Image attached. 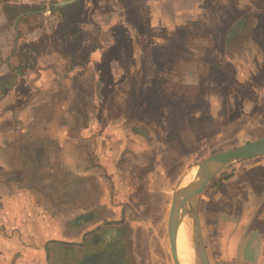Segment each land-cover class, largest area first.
I'll use <instances>...</instances> for the list:
<instances>
[{
    "label": "crops",
    "instance_id": "0c3cea01",
    "mask_svg": "<svg viewBox=\"0 0 264 264\" xmlns=\"http://www.w3.org/2000/svg\"><path fill=\"white\" fill-rule=\"evenodd\" d=\"M2 1L21 7L29 0ZM80 2L78 19H72L75 33L72 39L63 42L61 36H56L60 30L57 27L40 26L24 34L22 16L17 27L14 24L15 37L18 34L16 47L14 38L15 49L0 59L3 82L13 76L12 64L19 59L17 47L37 50V54L30 52L35 67L21 70L14 83L0 94V222L17 232L11 239L0 242L4 254L0 264H146L147 254L141 249L145 236L136 229L134 222L139 216L134 210L140 207L141 200L148 201L149 198L141 199V191L147 194L155 188L156 175L170 172L171 168L162 171L160 167L162 161L172 165L171 153L165 147L173 139L167 133L164 139H156L148 126L142 124L129 136L143 148L131 143L133 156L125 147L121 152L129 128L126 118L107 116L108 85L117 91L128 89L130 78L133 86L136 81L135 86L140 81L150 85L154 78L168 77L159 71L163 63L177 57L184 61L183 65L189 61L198 65L192 71L184 67V71L190 72L184 73L187 77L200 69L202 73L210 71L209 78H215V72H226V63L220 64L224 60L235 67L233 72L223 73L229 78L228 99L221 97L216 103L221 105L227 100L230 112L237 111L239 104L251 105L264 92V0ZM2 15L0 6V23ZM193 33L198 36L190 39ZM236 43L240 48L237 54L242 58L233 61L230 56L234 52L228 50ZM251 45L259 49L253 51ZM211 62L219 64L214 66ZM239 64L247 75H241ZM210 84L213 82L209 81L207 86ZM216 89L219 92L220 87ZM239 96L243 97L242 102ZM246 97L250 98L249 103H245ZM115 106L119 110L117 103ZM201 115L206 120L215 118L212 109L210 115L208 112ZM228 115L232 119L236 113ZM195 118L192 120L196 121ZM199 122L198 126L192 124L197 127L199 138L189 137L195 152L200 151L204 142L201 136L206 123ZM168 127L165 125L164 129L168 131ZM180 145L185 143L181 141ZM258 168L251 165L249 173ZM250 185L233 189L240 196L242 189L252 192ZM210 197L202 195L199 201L200 227L207 221L208 232L216 228L220 246H225L232 235V252L242 253L244 242L237 244L235 238H247V231L254 230V224L241 228L243 220L233 219V212L222 210V201L226 200L213 202ZM237 200L229 199L235 202L231 204L234 206L244 201ZM254 200L256 196L243 202L242 213L246 212L245 205ZM228 226L233 233L222 235L221 231ZM43 227L48 229L42 230L45 232L42 234ZM201 232L205 237L203 229ZM261 233L259 240L250 245L254 249L247 251L253 258L240 263L260 264L258 253L264 252V229ZM160 243L165 245L164 241ZM167 247L169 250L168 242L166 251ZM18 256L19 259H14Z\"/></svg>",
    "mask_w": 264,
    "mask_h": 264
},
{
    "label": "rangeland",
    "instance_id": "374dc122",
    "mask_svg": "<svg viewBox=\"0 0 264 264\" xmlns=\"http://www.w3.org/2000/svg\"><path fill=\"white\" fill-rule=\"evenodd\" d=\"M63 1L66 0L27 1L28 4L21 7L34 13L32 15L21 14L23 15L22 18L28 16L23 19L24 22L21 24L23 33H29L34 28L40 26L48 28L57 27L58 30L60 29V33L58 32L56 36H61L62 27H66L67 25L66 19H78V14L71 11L65 14V19L62 18V13H50L49 9L51 5H55L56 3ZM80 1L81 0H77L76 2L81 4ZM76 2L72 3V5H75ZM6 5L7 4L3 3V1L0 3L3 11V22L0 23V59H4L6 55L9 56L13 51L15 38L13 23L15 24L17 18L20 16L18 15V17L14 19L12 14L7 13L9 10L6 8ZM42 6L45 7L44 10H41ZM37 10H40V12H38L39 15L35 14ZM70 32L73 33L74 30L70 29ZM196 36L198 35L193 33L189 35V38L191 37L190 39H193ZM235 45L236 46L232 45V48L228 50V53L230 51L234 52V54L230 56L233 61L242 58L239 55L240 53L237 54L240 49L238 47V43ZM251 48L253 51H257L259 49L257 45H251ZM24 49L26 48L17 47V51H19V53ZM225 53H227V51ZM256 57L259 58L260 56ZM170 60L171 61L169 62L163 63V68L159 71L164 74L166 73L168 77L159 78L157 76L158 78H154L150 85L149 83L144 84L140 81V85L137 86H135L137 81L133 86V80L130 78L131 84L128 85V89H118L117 91L113 90L114 88L108 85L110 88L108 93L105 95V107L108 109L107 116L109 118H116L118 116L126 118V127L129 128V130L126 131V138H124L122 142V145L124 146H122L121 152L124 151L123 147H125V150H128V152H130L129 154L133 156L134 154L131 152L134 151V146L143 148L142 144L136 141L134 142L133 139L130 140L131 136H129L133 133L136 127L141 128L142 124L148 126L156 139H164L165 133L172 135L171 139H173L171 142L169 141V146L166 145L165 147V151L167 153H171L172 165H168L166 161H162V166L160 167L162 171L171 168L170 172L159 173V175H156L157 173L155 174V188L147 194L145 193L146 191H141V199L149 198L148 201L142 202L141 200L140 207L134 210V214L139 216V219L135 217L138 219L134 222V224L138 227L136 229L138 233L145 236L142 240L143 242L141 241V249L147 254L145 258L147 260L146 264H173L170 252H168V247L167 251L165 250V245H167L168 242L167 232L165 230V219L168 215L172 192L177 184L185 182L188 179V171H190L194 165L215 152L229 150L264 136V92L259 93L257 99L252 102L251 105L246 104V107H242V105L239 104V106H237V111L234 109L233 111L231 110V112L236 113V116L232 119L229 118L230 116L228 115L231 113L229 106L231 104L227 103V100L223 101L221 105L216 104L218 101H221L223 97L228 99V96L230 95V91L227 90L229 78L225 77L226 74L223 73H227V70L232 71V68L235 67L231 66L228 60H224L220 63H226V67H224L226 68V72L224 70L222 73L215 72V78H209L212 73H210V71L202 73L199 67V70L191 72L192 77H187L190 72L187 73V70L184 71V67H190V71L196 70L197 68L195 66H198L197 64L195 65L196 62L189 61L183 65L182 62L184 61H180L177 57ZM20 61V59H17L12 65L17 66ZM211 64L213 63L211 62ZM218 64L219 63L214 62L213 65L217 66ZM247 64L248 62L245 63V65ZM207 66H209V63ZM238 66L239 69H242L241 75L244 76L246 74L245 68H242L240 64ZM184 73H187L188 75H184ZM196 73L199 75L198 77L196 76ZM245 78L243 80H245ZM256 78L257 76L253 78V81H255ZM12 79H15L14 73L12 78L4 80L3 82L0 81V88L2 87L0 94L2 92L4 93L8 89L9 85L14 83ZM209 81L213 82V84H210L211 86H207ZM5 83L7 85L4 86L3 84ZM203 83L207 87L206 90L204 89V85L202 86ZM216 87H220L219 92L215 91ZM248 96L250 95L248 94L247 97ZM118 97L121 99L119 102L117 101ZM247 97L245 98V103H249L248 100L250 98ZM238 99L240 102L244 100L242 96H239ZM114 102L117 103V107L119 108L117 111L115 106L116 103ZM213 104H215L214 107L212 106ZM211 109L212 113L215 114L214 117L218 119L213 118V121H211V119L206 120L205 117L201 115L202 112H208L210 115ZM196 116L198 117V120L195 118ZM194 118L196 121L192 120ZM203 120L204 123H206L204 127H202L205 129L206 140L203 142L200 151L195 152L190 145L189 137L198 139L200 134L197 133V127H193L192 124L199 125V121ZM213 122L215 123L214 126L212 125ZM165 125L170 126L168 127V131L164 129ZM181 138L183 139L181 140ZM181 141H183L185 145L181 146ZM131 143L134 146L131 145ZM169 147H171V149ZM185 154H188L189 156L185 157ZM263 161L264 160H250L242 162L238 166L233 164L219 172L206 186L203 195H210L213 202L220 201L221 203V200H226L222 201V204L224 205L222 210L226 213L227 211L230 213L233 212L231 215L233 219L243 220L242 224L238 223L241 224V228H245V225L247 224H254V230L252 228L248 229L246 234L247 238L244 237L240 240L236 236L235 242L238 244L241 241V243L244 242L245 245V247H242V253L236 254L232 252L234 247L232 245L233 241L231 240L232 235L230 236V233H233L231 226H228L229 228L227 227L225 230L223 229V232L221 231L222 235H228L230 236V239L225 246H220L217 242L218 236L216 228L212 231V233L208 232L209 228L205 223L207 221L203 222L201 229H203L205 237H202L210 264H245L240 263V261L245 262L249 260V258H253L250 254H247V251L254 249V247H251L250 245L255 244L259 240L260 236H262L261 232L264 229V168L261 169V167H264ZM251 165L259 167L255 173H249ZM226 176L229 177L227 180H225ZM218 183L220 184L219 186H217ZM246 183L251 184L250 188L252 192H245L244 189H242V193L240 192L241 195L239 196L237 193L238 190H234L233 188L236 189L241 185L243 187ZM215 185L217 187H215ZM93 194L96 195V191H94ZM252 196H256V200L253 202L250 201L246 204L244 207L246 212L242 213L241 205L244 201L247 202ZM231 197L238 199L237 201L240 199L241 201L242 199L244 201H242V203L240 202L241 205L238 203L234 206L231 204H234L235 202L229 201ZM93 202L96 203L97 200L94 199ZM251 212L254 215H251ZM255 217L257 218L254 219ZM56 218L58 219L59 217ZM148 218L150 219L148 220ZM245 219L247 221H244ZM250 219L253 221L250 222ZM35 228L38 229L39 226L36 224ZM47 229L48 227H43L40 231L42 232V230H45V232H47ZM45 232H42V234ZM15 233L17 232L14 228H10L8 225H4L0 222V242L11 239ZM207 234L215 236L211 238L207 236ZM150 238L152 240V244L150 243L149 245L148 241ZM161 241H164L165 245H162L160 243ZM176 249L177 251L179 250L177 245ZM156 250L158 254L155 253ZM258 254H261L259 255L260 264H264V252ZM2 256H4V254L0 251V261H2ZM253 256L255 255L253 254ZM232 258L234 259L230 260ZM236 258L240 259L239 262H237ZM14 259H19V256L16 258L14 257ZM17 264H19V262ZM132 264L134 263L132 262Z\"/></svg>",
    "mask_w": 264,
    "mask_h": 264
},
{
    "label": "water",
    "instance_id": "95a60500",
    "mask_svg": "<svg viewBox=\"0 0 264 264\" xmlns=\"http://www.w3.org/2000/svg\"><path fill=\"white\" fill-rule=\"evenodd\" d=\"M77 0H66L56 3L55 6H64L75 3ZM15 23L17 27L18 20ZM18 34L15 37V47ZM14 47V49H15ZM250 160H264V136L236 146L229 150L215 152L188 171V179L180 182L174 188L167 215V237L170 257L173 264H181L176 251V234L182 223H186L189 231V244L193 251V264H210L204 246L199 220V201L203 192L212 179L227 167ZM195 169L192 179L189 174Z\"/></svg>",
    "mask_w": 264,
    "mask_h": 264
},
{
    "label": "trees",
    "instance_id": "16d2710c",
    "mask_svg": "<svg viewBox=\"0 0 264 264\" xmlns=\"http://www.w3.org/2000/svg\"><path fill=\"white\" fill-rule=\"evenodd\" d=\"M6 8L9 10V12L7 11L8 14H12L14 16V19L16 17H18V15L22 14V13H26L28 12L29 10L28 9H25L23 7H13V6H10V5H6ZM45 7L42 6L41 7V10H44ZM79 9V3L76 2L75 5H64V6H55V5H51L50 6V13L51 14H54L56 12L58 13H62V18L65 19V14L69 11L73 12V13H76ZM12 10V11H10ZM36 12H40V10H37ZM37 15H39V13H35ZM41 15V14H40ZM28 16L24 17V18H27ZM21 19V22H24L23 19ZM77 21V20H76ZM72 23H74V21L72 19H66V27H62L61 29V40L64 42L65 40H70L74 37L75 33L73 32H70V29H72ZM14 25V23H13ZM31 53H34V54H37V50L35 48H27V49H24L22 52L19 53L18 55V58L21 60L20 63L17 65V66H14L13 67V73H14V76H16L19 72H21V70L25 69L26 67L27 68H34V59L32 57V55L30 54ZM13 80V79H12ZM14 81V80H13ZM12 81V82H13ZM11 82V83H12ZM4 86L7 85L6 83L3 84ZM3 86V87H4ZM2 89V87L0 88V90ZM2 91V90H1ZM203 139V141H205V137H206V134L205 132L202 134L201 136ZM229 177L226 176L225 177V180H227ZM221 183V182H220ZM220 184L218 183L217 186H219ZM215 185V187H217Z\"/></svg>",
    "mask_w": 264,
    "mask_h": 264
},
{
    "label": "bare ground",
    "instance_id": "6f19581e",
    "mask_svg": "<svg viewBox=\"0 0 264 264\" xmlns=\"http://www.w3.org/2000/svg\"><path fill=\"white\" fill-rule=\"evenodd\" d=\"M195 169L191 171L189 174V178L192 179L194 176ZM189 231L187 229L186 223H182L179 228L178 232L176 234V245L178 247L177 256L179 258V261L181 264H193L194 258H193V251L189 244Z\"/></svg>",
    "mask_w": 264,
    "mask_h": 264
},
{
    "label": "flooded vegetation",
    "instance_id": "af4514ba",
    "mask_svg": "<svg viewBox=\"0 0 264 264\" xmlns=\"http://www.w3.org/2000/svg\"><path fill=\"white\" fill-rule=\"evenodd\" d=\"M110 264V263H109Z\"/></svg>",
    "mask_w": 264,
    "mask_h": 264
}]
</instances>
